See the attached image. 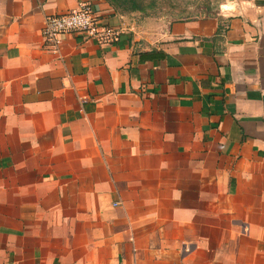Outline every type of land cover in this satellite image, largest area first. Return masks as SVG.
Wrapping results in <instances>:
<instances>
[{
  "label": "crops",
  "instance_id": "1",
  "mask_svg": "<svg viewBox=\"0 0 264 264\" xmlns=\"http://www.w3.org/2000/svg\"><path fill=\"white\" fill-rule=\"evenodd\" d=\"M82 1L119 40L47 50ZM0 264H264V0H0Z\"/></svg>",
  "mask_w": 264,
  "mask_h": 264
},
{
  "label": "built area",
  "instance_id": "2",
  "mask_svg": "<svg viewBox=\"0 0 264 264\" xmlns=\"http://www.w3.org/2000/svg\"><path fill=\"white\" fill-rule=\"evenodd\" d=\"M67 34L79 35L98 44H109L119 40L121 31L104 23L93 3L82 1L70 11L53 13L44 19L41 35L47 50L57 51Z\"/></svg>",
  "mask_w": 264,
  "mask_h": 264
},
{
  "label": "rangeland",
  "instance_id": "3",
  "mask_svg": "<svg viewBox=\"0 0 264 264\" xmlns=\"http://www.w3.org/2000/svg\"><path fill=\"white\" fill-rule=\"evenodd\" d=\"M221 0H142L145 16L165 21H184L216 13Z\"/></svg>",
  "mask_w": 264,
  "mask_h": 264
},
{
  "label": "trees",
  "instance_id": "4",
  "mask_svg": "<svg viewBox=\"0 0 264 264\" xmlns=\"http://www.w3.org/2000/svg\"><path fill=\"white\" fill-rule=\"evenodd\" d=\"M107 2L120 12H134L143 10L142 0H107Z\"/></svg>",
  "mask_w": 264,
  "mask_h": 264
}]
</instances>
